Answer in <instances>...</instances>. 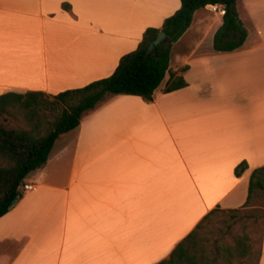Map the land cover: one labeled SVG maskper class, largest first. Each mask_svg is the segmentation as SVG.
I'll use <instances>...</instances> for the list:
<instances>
[{
  "label": "crops",
  "instance_id": "0c3cea01",
  "mask_svg": "<svg viewBox=\"0 0 264 264\" xmlns=\"http://www.w3.org/2000/svg\"><path fill=\"white\" fill-rule=\"evenodd\" d=\"M242 4L251 26L239 14L241 48L216 51L223 18L202 21L208 8L200 9L153 102L108 98L57 139L27 177L36 190L0 218V264H161L211 211L245 204L253 171L264 167V0ZM180 7L0 0V96L52 98L110 77ZM172 74L188 85L167 93Z\"/></svg>",
  "mask_w": 264,
  "mask_h": 264
},
{
  "label": "trees",
  "instance_id": "16d2710c",
  "mask_svg": "<svg viewBox=\"0 0 264 264\" xmlns=\"http://www.w3.org/2000/svg\"><path fill=\"white\" fill-rule=\"evenodd\" d=\"M238 0H180V9L165 19L161 29L148 28L138 47L124 55L115 72L107 78L58 95L43 92L25 94L6 93L0 96V218L9 213L10 206L23 197L20 187L32 172L41 169L48 161L57 139L79 127L84 114L100 103L115 96H138L153 102L155 92L170 70L173 45L190 28L195 13L208 5L222 3L227 7L223 24L214 37L218 52H233L241 48L248 36L239 17ZM69 10V4L63 5ZM167 39L147 54L151 43L161 33ZM187 81L182 76L171 75L165 92L185 88ZM51 97V96H50ZM47 112L57 113L53 122ZM241 163L235 170L241 177L247 170ZM264 203V167L253 171L248 198L239 209L211 211L174 250L169 260L161 264H258L262 255L261 236L259 247L244 225L237 233L223 234L211 239L212 223L218 213H232L239 220L245 217L255 222L264 220V212L258 208ZM237 215V216H236ZM231 228L232 225H229Z\"/></svg>",
  "mask_w": 264,
  "mask_h": 264
},
{
  "label": "rangeland",
  "instance_id": "374dc122",
  "mask_svg": "<svg viewBox=\"0 0 264 264\" xmlns=\"http://www.w3.org/2000/svg\"><path fill=\"white\" fill-rule=\"evenodd\" d=\"M243 1L244 0H238L237 2V8L238 12L240 14V17L246 24L250 27L251 21L248 19L247 15L244 13L243 9ZM215 16L208 10L204 9L200 13V19L202 21H210L213 20ZM50 100H52L51 97H49ZM57 113L53 112H47V117L50 122L54 121L55 116ZM259 213L262 215L264 212V203L262 206L258 208ZM235 216L232 213H218L213 220L212 223V232H211V239L214 240L216 238H221L223 234H226L227 237H229L230 233H237L239 234V231H241L242 227L246 226V231L249 233L253 241L256 243V248L259 247V242L261 239V236L264 232V220H259L258 222H255L254 219L245 217L242 220H239V218H233ZM237 216V215H236ZM229 225H232L230 228Z\"/></svg>",
  "mask_w": 264,
  "mask_h": 264
},
{
  "label": "built area",
  "instance_id": "2783aa9c",
  "mask_svg": "<svg viewBox=\"0 0 264 264\" xmlns=\"http://www.w3.org/2000/svg\"><path fill=\"white\" fill-rule=\"evenodd\" d=\"M208 10L217 17H224L227 12V7L225 4L217 3L211 4L207 6ZM36 190V185L31 183H25L23 186L20 187V192L25 195L26 193L33 192Z\"/></svg>",
  "mask_w": 264,
  "mask_h": 264
},
{
  "label": "water",
  "instance_id": "95a60500",
  "mask_svg": "<svg viewBox=\"0 0 264 264\" xmlns=\"http://www.w3.org/2000/svg\"><path fill=\"white\" fill-rule=\"evenodd\" d=\"M167 39V36L165 34V32H161L157 38L151 43V45L148 48L147 54H152L154 53L155 49L157 46H159L160 44H162L165 40ZM17 200H15L13 202V204L10 206V209L13 208V206L16 204Z\"/></svg>",
  "mask_w": 264,
  "mask_h": 264
}]
</instances>
